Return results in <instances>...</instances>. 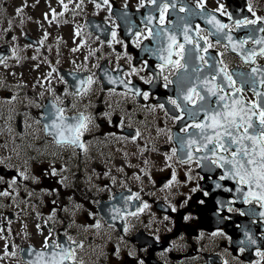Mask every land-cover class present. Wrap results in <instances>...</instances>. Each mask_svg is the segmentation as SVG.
<instances>
[{
  "label": "snow or ice",
  "instance_id": "6c2138e0",
  "mask_svg": "<svg viewBox=\"0 0 264 264\" xmlns=\"http://www.w3.org/2000/svg\"><path fill=\"white\" fill-rule=\"evenodd\" d=\"M57 3L63 10L57 12L50 9V23L58 22L59 17L69 12V5L73 0H57ZM83 3L84 0L75 3L71 9L73 15L79 14L77 9L82 10ZM92 3L97 9L107 6L108 11L112 12L113 5L110 0H92ZM148 4L155 5L159 11V26L153 25L152 15L145 17L146 34L137 29L133 33V44L141 48L147 56L155 58L157 63L154 67L153 62L147 58H143L139 67L131 66L132 57L128 56L127 52L124 56L130 62V70L122 74L119 65L110 70L100 64H94L92 67L101 69L102 74L89 72L84 68L83 71L89 72L84 76L79 75L82 70L79 66L67 74H62L58 68L50 66L51 70L43 80L34 85L44 91L39 92L35 98H27L26 107L40 109L35 117L30 111L24 113L27 131H16L13 128L14 104L20 97L19 94H11L9 86L0 80V90H4L0 91V120L4 121V125L0 126V136L8 137L7 140H0V198L19 201L26 196L30 201L38 195V190L40 194L51 197L49 201L41 200V203L49 206V214L43 224L35 225L41 233L45 228L48 230V235L43 239V249L34 251L29 247V258L23 260L22 264H85L79 255V250H83L85 244L82 240H77L71 230L95 231L99 235L105 224L113 228L115 225L111 221L139 217L151 207L142 199L140 192L129 188V194H121L117 203L108 209L110 219H97L98 210L85 209L73 195H67L65 203L66 193H62L59 187H39L45 180H54L56 185L71 188L74 192L75 185L69 184L66 175L71 172V158L79 159L82 155L87 157L93 147L101 144L106 146L110 140L138 143L144 138L141 127L136 126L135 109L127 105L129 99L137 104H140L138 98L147 102L152 93L142 90L130 77H139L144 85L158 86L157 82L162 80L164 89L175 86V97H169L166 102L170 107H166L165 103L140 104V109H146L148 113L163 111L169 120L178 125L179 133L182 134L174 135L170 129L157 128L158 135H167L169 141H175L170 154L164 157L166 168L173 167L168 161L181 165L195 162L198 168L209 173V180L212 179L211 173L219 169L222 171L219 181H234L237 185L235 191L242 196L244 204H258L264 209V16L257 14L253 0H246V10L250 15L242 17H236L229 12L220 0H217V6L211 10L207 7V0H195L194 5L180 4L179 12L184 15L177 17L174 23L167 17L170 10L177 9V0H148ZM27 6V3H22L20 7L15 8V14L21 16ZM139 6L144 7L145 0H140ZM124 15L126 16V13ZM218 16L227 17L228 23ZM195 18L203 20L208 26L207 29L199 23L193 24ZM44 19H49L48 13L44 15ZM8 24L10 31L12 22L9 21ZM96 27L99 29L100 26ZM127 31L131 33L132 28L129 27ZM242 31L243 35H240ZM74 36H81L79 27L74 31ZM48 38L49 33L45 31L43 38L37 43L43 46ZM146 40L151 41L153 46L144 45ZM100 42H106L109 48L114 44L124 43L118 39L116 27L111 30V39ZM84 43L85 41L81 40L71 51H80ZM25 47L31 48L33 43ZM212 49L223 50L216 51L213 55L210 51ZM11 51L18 63L21 59L18 49L14 47ZM99 51L100 49L90 50L88 55L84 56V61L87 62L94 55L99 59ZM229 54L239 57L242 67L247 71L239 67L231 68L225 59ZM8 58L0 55V66L7 68ZM32 59L37 57L33 56ZM116 59H121V56L117 55ZM55 63L59 64L60 61ZM72 63L75 64V61ZM68 77H71V80ZM54 79L65 85L59 93L51 86ZM97 85L100 86L98 94ZM4 92L8 94L5 95ZM248 92L251 93V98L246 96ZM46 93L50 99L47 103H40ZM94 95L97 96L96 103L91 101ZM86 99L88 103H84ZM101 104L104 105L103 110H100ZM5 107H8L7 115L2 111ZM139 123L144 130L148 129L147 123ZM98 134H102L103 140ZM149 151H157L155 145L151 148H139L141 155ZM68 152L71 156L66 159L64 154ZM127 155L125 153V156ZM58 160L63 163L57 164ZM107 162L106 158L105 163ZM143 163L148 166L151 161L145 159ZM116 170L124 172L123 167ZM92 171L97 180L106 178L110 181L93 185L99 191L110 190V185L117 183V178L111 175L110 170L97 171L93 168ZM138 171L155 184L145 168ZM190 172L191 169L186 173L188 180L192 179ZM5 173L14 174L9 178ZM125 175L127 176V173ZM131 178L141 180V176L135 172ZM88 179L91 182L92 177ZM199 179L203 180L204 177L200 176ZM179 183L177 173L173 170L164 188L170 189ZM121 185L124 186L123 181ZM215 187L219 189L222 185L215 182ZM198 190L199 184L191 189L193 193ZM224 191L231 189L225 188ZM208 195L205 191L204 196ZM93 202L101 203L98 200ZM187 203L185 200L180 207ZM231 203L234 201L229 202ZM3 206L0 203V207ZM169 207L172 212L178 211L176 206L170 204ZM130 208L133 210L129 211ZM228 211L235 209L229 207ZM252 214L264 218V211L256 213L253 210ZM240 215L246 213L241 212ZM65 216L68 217L67 220ZM88 217H91L94 223L86 222ZM164 219L168 220L169 217L165 216ZM184 219L187 221L190 217L185 216ZM57 224L63 228V239L61 232L56 228ZM127 231L128 227L125 226L124 232ZM213 235L223 236L224 233L216 232ZM244 237L245 239L237 241L241 245V253L245 251L246 246L256 244V239L248 231H245ZM2 238L0 235V239ZM24 251L22 248L5 244L0 261L6 257L15 258ZM115 253L118 254L119 249H116ZM256 254L264 260V251L257 249ZM140 264H143V261H140ZM224 264H228V261L225 260ZM256 264H260V261Z\"/></svg>",
  "mask_w": 264,
  "mask_h": 264
},
{
  "label": "flooded vegetation",
  "instance_id": "af4514ba",
  "mask_svg": "<svg viewBox=\"0 0 264 264\" xmlns=\"http://www.w3.org/2000/svg\"><path fill=\"white\" fill-rule=\"evenodd\" d=\"M24 1L33 14L21 15L20 18H29L31 21L30 30L25 33L17 31L16 36L12 35L7 40H0V45L7 44L11 49L17 48L18 55L21 57L17 63L11 55L10 57L13 59L9 57L6 61L8 67L0 66V72H4L6 69L12 70L14 77H0V80L9 86L11 94H19L20 97L14 104L15 113L12 120V126L16 131L28 130L24 123V113L30 111L35 117L40 112V109L35 107H26L27 98H35L39 92L44 91L43 88L34 87V85H38L43 80L51 67L58 68L62 73L61 70L72 71L79 66L82 69L79 75L84 76L89 72L102 74L101 69L92 67L94 64H100L110 70L119 65L122 74L124 71L130 70V62L124 56L125 52L132 57L131 66L139 67L143 58L152 61L153 67L157 63L154 57L147 56L141 48L133 44V33L137 29L146 34L145 17L152 15L153 25L159 26V11L156 10L155 5L148 4V0H145L144 7L139 6L140 0H110L113 5L112 12L108 11L107 6L97 9L92 0H84L82 10L77 9L78 15H73L71 9L79 0H73V3L69 5L70 11L59 17L58 22L51 23L50 9H55L57 12L63 10L57 0ZM39 2L43 5L44 10L40 14H34ZM220 2L224 3L228 11L236 17L250 15L246 10V0H220ZM183 3L194 5L195 0H177V9L170 10L167 19L175 23L177 17L183 16L184 13L179 12V6ZM263 3L264 0H253L258 15H261L260 12H264ZM216 6L217 0H207L209 10ZM46 13L49 14L48 20L44 19ZM218 18L228 23L227 17L218 16ZM196 23L207 29L202 20L195 18L193 24ZM97 25L100 26L99 29H97ZM153 25H149V27ZM77 27L81 30L80 37L74 36ZM113 27H116L118 39L123 40L124 43L114 44L112 48H109L106 42L101 44L100 41L111 39ZM129 27L132 28L131 33L127 31ZM45 31L49 33V38L41 46L37 42L43 38ZM240 35H243V31ZM12 37L17 39L13 40ZM212 39L214 41V38ZM81 40L85 41L84 46L80 51L72 52L71 49L76 47ZM29 43H33V47H25ZM143 43L149 47L153 46L151 41L146 40ZM92 49H100L97 54L99 59L94 55L85 62L84 56H87ZM222 50L212 49L210 51L215 54L216 51ZM117 55L121 56V59L117 60ZM33 56H36L37 59L33 60ZM225 59L231 68L239 67L241 70L247 71L242 67V61L235 54H229ZM57 60L60 61L59 64L55 63ZM73 61L75 64L72 63ZM84 68H87L89 72L83 71ZM130 78L142 90L152 93L147 102L138 98L140 104L165 103L166 107H170L166 102L169 97H175L174 85L164 89L162 80L157 82L158 86H149L144 85L139 77ZM68 79L71 80V77ZM44 82L47 86V82ZM19 85H23V87H18ZM51 86L58 93L65 87L55 79ZM99 87L97 85V94ZM118 90L121 89L118 88ZM4 94L8 93L4 92ZM246 96L251 98V93H246ZM49 99L50 97L46 93L39 102L47 103ZM91 101L96 103L97 96H92ZM84 103H88V99ZM140 104L129 99L127 106L135 109L137 113L134 119L137 121L136 126L141 127L144 132L143 139L138 143L110 140L106 146L101 144L93 147L87 157L82 155L79 159L71 158L69 160L71 172L66 175L69 184L75 185L74 192L71 188L56 185L54 180H45L39 186L59 187L62 193H66L65 203H67V195H73V198L78 203H82L85 209L98 210L97 219L100 217L110 219L108 209L117 203L121 194H129V188L134 192H140L142 199L151 205L139 217L111 221L115 225L113 228H109L105 224L99 235L95 231L71 230L72 235L85 244L84 249L79 250V255L85 264H140V261H143V264H224L225 260L228 261V264H256L257 261L264 264V260L256 254L257 249L264 251V218L252 214L253 210L258 213L264 209H261L258 204H244L242 196L235 191L237 185L234 181H219V175L222 174L219 169H215L211 173L212 179L209 180V173L198 168L195 162L181 165L174 161H168L173 167L166 168L164 157L166 154H170L171 148L175 146V141H169L167 135H158L157 128L170 129L176 135L180 134L178 125L169 120L163 111L157 110L155 113H148L146 109H140ZM103 109L104 105L101 104L100 110ZM2 111L7 115L8 107L3 108ZM140 121L149 125L147 130L143 129ZM3 125L4 121L0 120V126ZM105 130H107V125H105ZM115 131L119 132L120 130L115 129ZM98 135L103 140L102 134ZM7 139V136H0V140ZM93 143L95 144V141ZM153 145L157 151L140 154V147L151 148ZM125 153L128 155L125 156ZM64 156L68 159L71 153H65ZM106 158L107 163H105ZM145 159L151 161V164L144 165ZM60 163L63 161L58 160L57 164ZM119 167L124 168L123 173L116 170ZM93 168L97 171L110 170L111 175L117 178V183L111 184L110 190H97L93 185L101 184V182L110 183V181L106 178L97 180L92 171ZM140 168L146 169L155 184L138 171ZM189 169H191V180H188L186 175L189 173ZM173 170L176 171L180 183L170 189H165L164 184L171 178ZM134 172L141 176L140 181L131 178ZM5 174L10 178L14 173ZM200 176H203L204 179L200 180ZM89 177H92L91 182H89ZM121 181L124 182V186L121 185ZM215 182L221 183L222 187L217 189ZM197 184L200 185V190L193 193L191 189ZM225 188L231 189V191L226 192ZM246 190L245 188L244 191ZM205 191L209 193L208 196H204ZM50 199L51 197L40 194L39 190L38 195L30 201L26 196L19 201L0 198V203L4 205L0 207V235L3 236L0 239V255L4 251L5 244L25 250L15 258H4L0 264H22L23 260L29 258L27 254L29 247L34 251L43 249V239L48 235V230L45 228L41 233L35 225L43 224L49 214V206L41 203V200L49 201ZM97 200L101 203L93 202ZM185 200L188 203L180 207ZM201 200L204 202L200 203ZM230 201H234V203L229 204ZM170 204L176 206L178 211L172 212ZM229 207L235 211L229 212ZM131 210L133 209L130 208L129 211ZM241 212L246 215H240ZM38 213L42 215H37ZM61 215L64 214L61 213ZM165 216H168L169 219L165 220ZM185 216H189L190 219L186 221ZM65 219L67 220L68 217L65 216ZM86 222L94 223V220L88 217ZM125 226L128 227L127 232H124ZM56 228L61 232V239H63V228L59 224L56 225ZM245 231H248L256 239V244L246 246L245 251L241 253L239 251L241 245L237 241L245 239ZM216 232H223L224 235L214 236L213 233ZM116 249H119L118 254L115 253Z\"/></svg>",
  "mask_w": 264,
  "mask_h": 264
},
{
  "label": "rangeland",
  "instance_id": "374dc122",
  "mask_svg": "<svg viewBox=\"0 0 264 264\" xmlns=\"http://www.w3.org/2000/svg\"><path fill=\"white\" fill-rule=\"evenodd\" d=\"M3 0H0V38L4 37L5 31L9 28L8 22H12L11 30L17 31H29L30 29V22L28 21L27 24H21L19 17L15 14V8L20 7L22 3H25L24 0H7V5L2 8ZM44 10L43 5L39 2L37 8L34 10V14H40ZM261 16H264V12H260ZM27 26V27H24ZM24 27V28H23ZM10 76L12 74L10 73Z\"/></svg>",
  "mask_w": 264,
  "mask_h": 264
},
{
  "label": "water",
  "instance_id": "95a60500",
  "mask_svg": "<svg viewBox=\"0 0 264 264\" xmlns=\"http://www.w3.org/2000/svg\"><path fill=\"white\" fill-rule=\"evenodd\" d=\"M10 33L8 32L7 35H9ZM10 54V51L9 50H0V55H8Z\"/></svg>",
  "mask_w": 264,
  "mask_h": 264
}]
</instances>
